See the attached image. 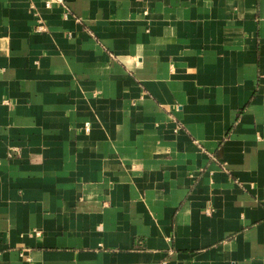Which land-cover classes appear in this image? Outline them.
Listing matches in <instances>:
<instances>
[{
  "label": "crops",
  "instance_id": "crops-1",
  "mask_svg": "<svg viewBox=\"0 0 264 264\" xmlns=\"http://www.w3.org/2000/svg\"><path fill=\"white\" fill-rule=\"evenodd\" d=\"M47 1L0 0V264H264L263 0Z\"/></svg>",
  "mask_w": 264,
  "mask_h": 264
},
{
  "label": "built area",
  "instance_id": "built-area-1",
  "mask_svg": "<svg viewBox=\"0 0 264 264\" xmlns=\"http://www.w3.org/2000/svg\"><path fill=\"white\" fill-rule=\"evenodd\" d=\"M50 4H60V5H64V0H48L46 2V5L47 6H50ZM263 10H264V0H263ZM37 30H43L44 29V26L42 24H39L37 27H36Z\"/></svg>",
  "mask_w": 264,
  "mask_h": 264
}]
</instances>
